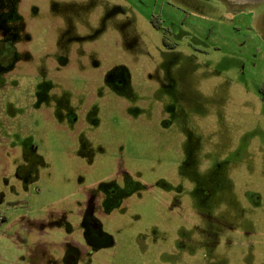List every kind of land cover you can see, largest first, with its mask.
Masks as SVG:
<instances>
[{
	"label": "rangeland",
	"instance_id": "rangeland-1",
	"mask_svg": "<svg viewBox=\"0 0 264 264\" xmlns=\"http://www.w3.org/2000/svg\"><path fill=\"white\" fill-rule=\"evenodd\" d=\"M70 1L74 24L68 42L62 40L69 51L70 68L74 70L73 49L96 23L105 22L111 28L119 24L116 44L107 46L112 54L102 62L113 65L120 87H112L115 76L104 67L75 72L66 67L58 72L48 69L46 76L40 72L36 78L26 69L24 82L17 85L11 81L17 79L16 69L8 74L9 79L0 76V264H24V257L42 250L57 257L65 239L94 243L84 234L76 205L95 185L112 180L119 187L128 180L131 183L129 193L121 198L125 210L97 217L103 241L110 245L94 254L91 264H182L159 255L166 250L163 246L176 240L179 225L190 226L187 212L192 208L184 200V208L190 211L178 210L172 194H167L176 175L171 163L176 168L179 131L160 126L164 115L157 106L150 116H132L128 106L137 102L144 107L138 95L185 96L181 102L188 112L186 127L197 128L201 170L217 169V173L207 170L202 181L225 178L214 209L219 218H229L227 225L217 221L211 228L212 212L203 204L206 216L194 238L218 243L219 248L227 246V264L264 263V252L252 263L247 260L250 257L244 259V245H240L247 243L248 233V240L264 250V4ZM32 3L42 9L48 1L19 0V9L26 11ZM172 22L180 27L176 37L168 31ZM164 41L173 46L167 48ZM50 43V38L33 39L25 46L49 49ZM47 57L54 63V58ZM57 59L60 62L62 57ZM104 74L111 80L102 88ZM44 78L58 81L49 99L33 110L34 83ZM164 86L170 87L169 93ZM93 99L97 123L86 128L83 113L85 108L94 109L86 107ZM70 109L76 121L69 125L64 116ZM30 159L36 168L24 180L19 168ZM219 160L228 163L218 164ZM252 195L258 204H253ZM184 211L185 217L180 215ZM55 212L58 216L65 212L60 227L40 231L31 224L46 221ZM239 225L245 226V235ZM231 228L242 236L231 234ZM203 253L198 248L188 260L205 264ZM83 259L78 264H85Z\"/></svg>",
	"mask_w": 264,
	"mask_h": 264
},
{
	"label": "flooded vegetation",
	"instance_id": "flooded-vegetation-1",
	"mask_svg": "<svg viewBox=\"0 0 264 264\" xmlns=\"http://www.w3.org/2000/svg\"><path fill=\"white\" fill-rule=\"evenodd\" d=\"M47 1L48 4L45 8L41 9L37 3H32L26 11H21L19 9V0H0V76L3 79L6 77L8 78L10 76L8 74L16 69L18 71L17 79H12L11 81L15 83L14 85H17L24 82L26 69L32 70L34 72L33 77L36 78L38 75V77H40L41 73L46 76V71L48 69L58 72L60 68L66 67L67 70L75 72L92 69L98 70L104 67V69L109 72L107 73L108 75L115 76L112 80L110 79L112 83L115 82V85L113 84L112 87H117L118 85V87H120L121 81L118 77L119 75L113 73L115 71L113 70V65L102 62L103 57L108 58L110 54H112L109 52L110 48L107 46H109V44H116L117 38L119 37V24L117 27L111 28L109 27L110 25L105 22H98L90 31L83 35L85 37L82 38L81 44L73 49V57L75 59L72 65L74 66L72 67L74 68L73 70L70 68L69 51L62 46V40L65 38L67 41V37L71 34L74 24L70 16L73 9L71 1ZM171 24L172 26L168 28V31L172 36L176 37L177 33L180 31V27L174 22ZM109 28H111V30ZM42 38H50L51 43L49 49L26 48V43H30L33 39L40 40ZM173 44H178V42L174 40ZM173 44L165 41L163 42V45L167 48H170L168 46H173ZM48 54L50 58H54V63H52V61L49 62V58L47 57ZM58 56L62 57L60 62H58ZM78 57L82 58L81 62H78ZM106 76L107 75L104 74L100 81L99 85L102 88L110 81L106 79ZM57 81L56 79L49 80L46 78L39 81V83L35 81L33 101L31 102L30 108L36 110L41 105L42 101H47L51 96L50 90L53 87V83L57 84ZM148 85L147 83V88ZM164 88L163 90H165L166 93L170 92L169 86H164ZM96 97L97 96H95V98ZM136 98L138 100L140 98V100L144 101V107L136 105L137 102L132 106H128L127 109H130L132 116L138 117L144 113L150 116L151 112L157 106L158 109H161L162 115H164V117L159 120L160 126L163 129L173 128L179 131L180 136L177 139L178 144H176L177 147L175 150L177 158L179 154V158L176 161V168H174L171 163L172 170L176 172V175L175 173L173 175V186L168 185L167 187V194H172V200L176 202L178 210L184 208V200L188 208H192V211L186 208L190 212H187L184 208L185 211L189 213L188 216L190 215L189 228H182L184 225H179L176 240H173L171 243H165L166 245L163 247H165L166 250L160 252L159 255H168L170 260L174 263L182 262V264H196L194 260L190 261L188 258L191 259L189 255L194 250L200 248L204 251L203 257L206 260L205 264H227V246L219 248L218 243H206L200 239H195L193 235L194 231L198 230L200 227L201 219L206 216L202 212L203 208L201 206L203 204L210 206L209 210L212 212L209 218L212 222L211 228L217 221H221V223L225 221L224 225H227L229 218H219L218 213H216L214 209L216 195L224 187L225 178L222 177L220 181L214 178L209 181H202V175L207 170L217 173V169L212 170V167H208L205 168L204 172L201 170L199 161L200 139L198 132L194 130V128H197L195 126L194 128L186 127L188 112L181 102V100L185 101L186 97L166 95L151 98V96L148 95H138ZM69 99L73 100V97L70 96ZM94 101L95 99L86 106L89 107L91 105L94 109L87 110V108H85L84 110L83 108L86 112L83 113V122L86 128H88V125L91 123H97V118L93 116L97 112V106ZM64 117L69 125L76 121L73 109L68 110ZM82 128L84 129V127ZM221 163L225 164L228 163V161L219 160L218 164ZM34 166L32 159L22 164L19 168L23 173L20 175V178L24 180L30 179L31 175L29 174V170ZM35 168L36 167H34V169ZM123 174H126V171H123ZM226 179H229L228 174H226ZM206 183H209V186H206ZM125 185L124 187H119L115 180L97 184L93 187V191L86 192L84 199L77 202L76 212L82 216V226H84L85 229L84 234L94 243H87L86 241V243H78V241L74 239H65L60 242L61 253L57 257L49 255L48 252L42 250L36 256L24 257L23 263L78 264L81 258L84 257L83 260L85 264H91V259L94 254L110 245V243H105L106 241H103L104 233L101 230V222L97 217H106L115 210H125L121 208V198L129 193L127 188L131 185L130 181H126ZM202 188L204 190H202ZM256 198V195L251 196L250 199L253 204H258ZM185 211L184 213L180 212V215L185 217ZM64 216L65 212H62L59 216L58 213L55 212L52 218L49 217L46 221H34L31 224L38 226L40 231L49 227H60L64 224ZM65 224L68 225L67 223ZM234 227L235 226H233V228ZM239 227H241L244 233L245 226L242 227L239 225L237 228ZM68 228L70 229V227ZM234 229L230 231L231 234L238 232L242 236L239 230ZM101 240L103 243H96L101 242ZM246 242L247 243H240V245H244V259L248 256L250 258H247V260L251 259L252 263H254V259L256 258L261 259V253H263L264 250L259 249L255 243H251L248 240V233ZM255 251L258 253L257 256L254 254ZM244 261L245 260H243V262ZM260 263L264 264L263 262ZM246 264L248 263L246 262Z\"/></svg>",
	"mask_w": 264,
	"mask_h": 264
},
{
	"label": "water",
	"instance_id": "water-1",
	"mask_svg": "<svg viewBox=\"0 0 264 264\" xmlns=\"http://www.w3.org/2000/svg\"><path fill=\"white\" fill-rule=\"evenodd\" d=\"M235 1H240V2H258L259 4H264V0H235Z\"/></svg>",
	"mask_w": 264,
	"mask_h": 264
},
{
	"label": "built area",
	"instance_id": "built-area-1",
	"mask_svg": "<svg viewBox=\"0 0 264 264\" xmlns=\"http://www.w3.org/2000/svg\"><path fill=\"white\" fill-rule=\"evenodd\" d=\"M0 219H2V216L0 215Z\"/></svg>",
	"mask_w": 264,
	"mask_h": 264
}]
</instances>
